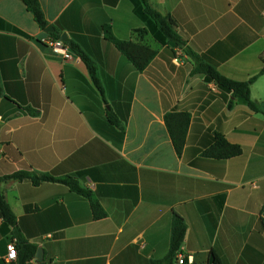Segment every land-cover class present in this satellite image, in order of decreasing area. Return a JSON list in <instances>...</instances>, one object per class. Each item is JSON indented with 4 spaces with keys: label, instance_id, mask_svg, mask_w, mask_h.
I'll list each match as a JSON object with an SVG mask.
<instances>
[{
    "label": "crops",
    "instance_id": "0c3cea01",
    "mask_svg": "<svg viewBox=\"0 0 264 264\" xmlns=\"http://www.w3.org/2000/svg\"><path fill=\"white\" fill-rule=\"evenodd\" d=\"M39 1L45 29L23 0H0V177H55L1 185L43 263L153 264L169 253L177 214L187 226L184 264H213V256L264 264V75L251 86L256 112L194 73L185 52L234 81L258 76L264 0H150L174 21L183 48L155 40L138 0ZM105 26L157 57L137 71ZM64 35L97 65L104 97L79 56L65 62L46 44ZM170 112L191 117L182 155L166 125ZM216 134L243 154L208 156ZM67 178L92 193L105 218L96 220L89 199L60 182ZM13 241L0 219V264H19L8 259Z\"/></svg>",
    "mask_w": 264,
    "mask_h": 264
},
{
    "label": "trees",
    "instance_id": "16d2710c",
    "mask_svg": "<svg viewBox=\"0 0 264 264\" xmlns=\"http://www.w3.org/2000/svg\"><path fill=\"white\" fill-rule=\"evenodd\" d=\"M141 5V14L144 19H149L148 27L155 40L160 44L175 43L176 48H183L184 44L176 33V25L174 21L168 17L163 16L156 11L150 3V0H138ZM28 10L34 15L36 22L42 27H47V21L45 13L39 0H23ZM105 38L111 42L117 50L122 53L139 72H144L147 67L157 57L158 52L151 47L135 43L130 40L118 39L110 26L104 27ZM73 53L81 58L86 65L91 79L104 97V90L101 85L98 67L90 59V57L75 43L67 41ZM186 54L196 61L194 73L204 74L206 82L215 83L218 88L227 96L231 95L235 99L241 100L248 105V107L256 112H260L261 109L251 97V86L259 78L264 75V57L263 69L258 76L251 78L248 81H234L223 76L216 68L203 63L199 58L189 50H185ZM3 96V89L0 87V98ZM233 101L230 102L229 107H232ZM109 118L114 122V118L109 113ZM166 125L173 142L174 148L178 155H182L183 150L187 143V135L189 126L191 123V117L185 112H170L165 117ZM243 154V148L239 145L229 143L226 138L221 134H216L214 137V143L208 150L207 155L219 160H227ZM23 180L30 179L35 185H39L43 182L56 181L52 174H31L28 172L17 173L11 176L0 177V219L3 221V225L6 227H12L14 232V238L16 239L18 260L19 264H31L30 262L35 258L38 247L29 241L25 240L18 230L17 217L14 214L10 204L7 202L6 197L1 189V185L9 180ZM60 182L69 186L74 192L78 193L89 199L94 218L96 220L106 217V213L103 210L99 201L92 195V193L82 188L77 181L71 178L63 179ZM187 232V226L184 219L175 214L172 221L170 250L168 255L159 261H154L153 264H174V261L180 252L183 245L185 235ZM213 264H220V261L216 256L212 257Z\"/></svg>",
    "mask_w": 264,
    "mask_h": 264
},
{
    "label": "built area",
    "instance_id": "2783aa9c",
    "mask_svg": "<svg viewBox=\"0 0 264 264\" xmlns=\"http://www.w3.org/2000/svg\"><path fill=\"white\" fill-rule=\"evenodd\" d=\"M46 44L52 49V51L65 62L74 60L75 56L72 53L68 43L61 39H50L46 41ZM8 249V259L10 261H15L18 257V251L15 245V242H11L7 246ZM190 262L192 261L191 257H188ZM186 262V257L184 255H178V263L184 264Z\"/></svg>",
    "mask_w": 264,
    "mask_h": 264
},
{
    "label": "water",
    "instance_id": "95a60500",
    "mask_svg": "<svg viewBox=\"0 0 264 264\" xmlns=\"http://www.w3.org/2000/svg\"><path fill=\"white\" fill-rule=\"evenodd\" d=\"M61 40H63V41H67V38H66V36L64 35L62 38H61ZM171 45L173 46V47H175V43H173V42H171ZM36 259L38 260V261H40L41 262V264H44L43 263V250L41 249V248H39L38 250H37V253H36Z\"/></svg>",
    "mask_w": 264,
    "mask_h": 264
}]
</instances>
